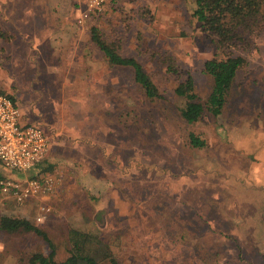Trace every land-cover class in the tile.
<instances>
[{"label": "rangeland", "instance_id": "1", "mask_svg": "<svg viewBox=\"0 0 264 264\" xmlns=\"http://www.w3.org/2000/svg\"><path fill=\"white\" fill-rule=\"evenodd\" d=\"M91 1L0 0V95L35 109L25 118L52 131L50 161L36 167L52 162L57 180L42 222L35 200L0 198V216L40 227L58 261L74 228L97 235L122 264H264V27L242 52L247 62L222 113L190 125L175 88L190 75L204 101L212 79L203 66L216 51L191 1L101 0L79 23ZM92 26L142 64L162 98L147 99L131 68L108 65ZM42 32L46 50H31ZM62 34L68 41L52 42ZM190 132L207 146L192 147ZM36 167L0 172L23 180ZM0 239V264L50 253L32 231Z\"/></svg>", "mask_w": 264, "mask_h": 264}, {"label": "trees", "instance_id": "2", "mask_svg": "<svg viewBox=\"0 0 264 264\" xmlns=\"http://www.w3.org/2000/svg\"><path fill=\"white\" fill-rule=\"evenodd\" d=\"M190 1L194 18L213 36L216 48L214 56L205 60L203 66L204 72L212 79L211 91L204 101L196 93L194 80L190 75L175 88V93L184 99V105L179 109L180 116L186 123L192 125L204 114L217 117L222 113L237 73L247 62L242 52L254 43L264 27V0ZM0 38H7L1 29ZM90 38L103 52L109 66L132 69L134 81L142 88L147 99L153 101L162 98L158 87L136 58L122 56L115 45L102 37L96 26L90 28ZM167 70L174 72L175 67L169 65ZM6 96L14 101L13 96ZM47 132L53 138L52 131L47 130ZM188 138L192 147L207 146L206 140L194 132H190ZM49 157L48 155L44 160H49ZM36 168L37 172H48L52 169V162L48 164L43 162ZM20 230L34 232L50 246V253L47 255L39 251L32 253L28 258V264H122L113 254L110 246L97 235L74 228L68 230V256L58 261L54 258V246L49 236L40 227L26 218L0 216V232Z\"/></svg>", "mask_w": 264, "mask_h": 264}, {"label": "built area", "instance_id": "3", "mask_svg": "<svg viewBox=\"0 0 264 264\" xmlns=\"http://www.w3.org/2000/svg\"><path fill=\"white\" fill-rule=\"evenodd\" d=\"M101 0H92L79 17L83 23L89 13L97 9ZM51 136L38 123L23 119L18 104L6 95H0V165L17 171L35 168L50 151ZM57 180L48 172H38L23 180L5 177L0 172V198L23 204L38 201L35 220L42 222L51 212L46 202L55 190Z\"/></svg>", "mask_w": 264, "mask_h": 264}, {"label": "crops", "instance_id": "4", "mask_svg": "<svg viewBox=\"0 0 264 264\" xmlns=\"http://www.w3.org/2000/svg\"><path fill=\"white\" fill-rule=\"evenodd\" d=\"M72 26L74 27L75 26V24H73L72 23ZM43 33V32H42ZM75 35L76 34H74V35H72V37H74L75 38ZM48 37V34H45V33H43V34H36V36L34 37V39H35V44L34 45H32L31 46V50H35V51H40V52H43V51H45L46 50V48L44 47V45H42V44H39V43H41V42H43V38H47ZM60 38H62L63 40H61V41H59L60 40ZM71 40V39H70ZM66 41H68V35H64V34H62V35H60V37L58 38V41L57 40H52V42H54V43H57V45L58 46H60V43H62V42H66ZM60 42V43H59ZM52 44V43H51ZM54 48H57V46L54 44ZM14 101L18 104V106H19V108H20V110H21V112H22V115H23V119L25 120V121H30V120H27L25 117H31V118H33L34 116H35V109H33V112H31V109H26V111H27V113H29L30 115H25L26 114V111L24 112V108H23V106H21V104L20 103H18L17 101H16V99H14ZM35 106L34 107H36V108H38V106H37V104H34ZM37 110V109H36ZM36 117V116H35ZM43 118H45L44 117V114H43V116H42ZM41 117V118H42ZM62 121V120H61ZM31 122V121H30ZM39 122V121H38ZM41 122V121H40ZM39 124V123H38ZM47 130H49L48 128H46ZM52 145V144H51ZM50 148H51V146H50ZM1 245H2V240L0 239V250H1Z\"/></svg>", "mask_w": 264, "mask_h": 264}]
</instances>
